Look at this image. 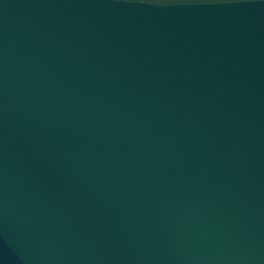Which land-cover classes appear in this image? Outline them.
Wrapping results in <instances>:
<instances>
[{
	"label": "water",
	"instance_id": "water-1",
	"mask_svg": "<svg viewBox=\"0 0 264 264\" xmlns=\"http://www.w3.org/2000/svg\"><path fill=\"white\" fill-rule=\"evenodd\" d=\"M0 264H264V0H0Z\"/></svg>",
	"mask_w": 264,
	"mask_h": 264
}]
</instances>
